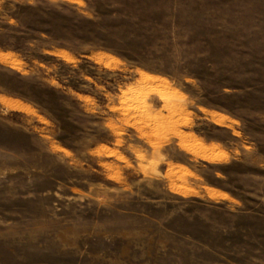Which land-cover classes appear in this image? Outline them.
Returning a JSON list of instances; mask_svg holds the SVG:
<instances>
[{"label":"rangeland","instance_id":"rangeland-1","mask_svg":"<svg viewBox=\"0 0 264 264\" xmlns=\"http://www.w3.org/2000/svg\"><path fill=\"white\" fill-rule=\"evenodd\" d=\"M0 264H264V0H0Z\"/></svg>","mask_w":264,"mask_h":264}]
</instances>
